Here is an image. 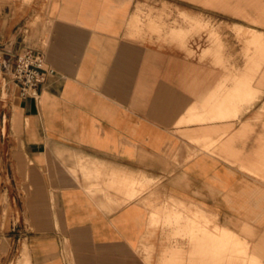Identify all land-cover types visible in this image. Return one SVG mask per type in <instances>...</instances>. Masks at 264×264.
<instances>
[{"label": "crops", "instance_id": "obj_1", "mask_svg": "<svg viewBox=\"0 0 264 264\" xmlns=\"http://www.w3.org/2000/svg\"><path fill=\"white\" fill-rule=\"evenodd\" d=\"M166 3L264 26V0H50L34 99L0 17V264H264V29L237 57L131 39Z\"/></svg>", "mask_w": 264, "mask_h": 264}, {"label": "rangeland", "instance_id": "obj_2", "mask_svg": "<svg viewBox=\"0 0 264 264\" xmlns=\"http://www.w3.org/2000/svg\"><path fill=\"white\" fill-rule=\"evenodd\" d=\"M49 1L50 0H0V17L6 29L12 33L11 37H13V39L15 35V44L19 45V42H21L23 48L29 47L34 49L42 47L41 40L44 34L42 29L46 26L44 19L46 18V10ZM138 7L141 8L139 13L142 19L147 18L148 15H157L158 18H150L149 24L151 34L138 39L129 38L138 41L149 40L151 42L157 41L175 45L177 44L169 39L184 41L185 45L197 51L188 52L183 50L190 56L196 55L199 49L213 44V33H215L222 42V49L227 50V48H229L231 57L242 56L244 36L242 35L243 32L237 31L234 24L257 25L232 12H229L230 15L226 16H207L199 14L198 16L200 18L196 20L184 15L180 16L178 11H174L173 5L168 3L163 5L160 10L152 6ZM157 20L167 23L168 26L166 25L167 28L165 32L163 31V25L160 27L157 25ZM257 26L264 29V26ZM222 30H228V33L226 32L223 34ZM238 49H240V52L237 51ZM207 56L202 58H206ZM153 184H155V182ZM20 258L17 260L16 264H28L26 257Z\"/></svg>", "mask_w": 264, "mask_h": 264}, {"label": "built area", "instance_id": "obj_3", "mask_svg": "<svg viewBox=\"0 0 264 264\" xmlns=\"http://www.w3.org/2000/svg\"><path fill=\"white\" fill-rule=\"evenodd\" d=\"M3 64L0 63V72ZM56 73L55 69L47 64L41 50L24 47L13 57L10 76L18 88V95L21 98L39 97V89L48 77Z\"/></svg>", "mask_w": 264, "mask_h": 264}, {"label": "bare ground", "instance_id": "obj_4", "mask_svg": "<svg viewBox=\"0 0 264 264\" xmlns=\"http://www.w3.org/2000/svg\"><path fill=\"white\" fill-rule=\"evenodd\" d=\"M25 257H26V255H25ZM26 261L29 262L28 257H26Z\"/></svg>", "mask_w": 264, "mask_h": 264}]
</instances>
